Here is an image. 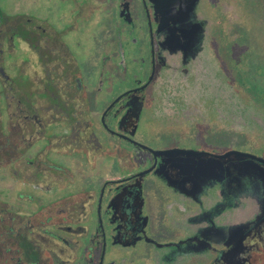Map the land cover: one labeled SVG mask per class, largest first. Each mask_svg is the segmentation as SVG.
Wrapping results in <instances>:
<instances>
[{
  "label": "flooded vegetation",
  "instance_id": "af4514ba",
  "mask_svg": "<svg viewBox=\"0 0 264 264\" xmlns=\"http://www.w3.org/2000/svg\"><path fill=\"white\" fill-rule=\"evenodd\" d=\"M217 2L193 37L154 0H0V264H264V61Z\"/></svg>",
  "mask_w": 264,
  "mask_h": 264
},
{
  "label": "rangeland",
  "instance_id": "374dc122",
  "mask_svg": "<svg viewBox=\"0 0 264 264\" xmlns=\"http://www.w3.org/2000/svg\"><path fill=\"white\" fill-rule=\"evenodd\" d=\"M224 3L234 6L236 8L235 14L240 15V20L234 24V30L231 34L227 31L226 16L225 14L222 15L225 18L224 48H230L234 33H238L241 34V37L237 45L239 44L242 48L251 51L248 57L249 62L257 64L256 56L264 61V0H218L217 2L219 7Z\"/></svg>",
  "mask_w": 264,
  "mask_h": 264
},
{
  "label": "water",
  "instance_id": "95a60500",
  "mask_svg": "<svg viewBox=\"0 0 264 264\" xmlns=\"http://www.w3.org/2000/svg\"><path fill=\"white\" fill-rule=\"evenodd\" d=\"M158 3L159 9L162 10V15L164 18H169L170 21L173 22H179L181 24L186 21V19H190V25L191 27H194L196 25V22L194 23V15L192 12H195L199 0H154ZM197 14V13H196ZM198 16V14H197ZM202 16L200 15V18ZM194 32L193 37H196L198 35L197 30L194 29H188L185 30L184 33L191 35Z\"/></svg>",
  "mask_w": 264,
  "mask_h": 264
}]
</instances>
